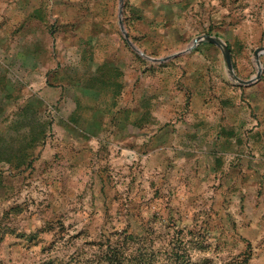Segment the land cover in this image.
Returning <instances> with one entry per match:
<instances>
[{"label": "rangeland", "instance_id": "374dc122", "mask_svg": "<svg viewBox=\"0 0 264 264\" xmlns=\"http://www.w3.org/2000/svg\"><path fill=\"white\" fill-rule=\"evenodd\" d=\"M47 1L0 43V264H264V53L242 96L259 129L192 100L219 76L246 87L204 35L258 73L264 0ZM169 78L189 84L160 121Z\"/></svg>", "mask_w": 264, "mask_h": 264}, {"label": "crops", "instance_id": "0c3cea01", "mask_svg": "<svg viewBox=\"0 0 264 264\" xmlns=\"http://www.w3.org/2000/svg\"><path fill=\"white\" fill-rule=\"evenodd\" d=\"M47 0H0V43L4 44L7 39V34L10 32L11 27L14 26L13 21L11 19L14 18L16 13L20 14V17H23L25 12H32L36 8H40L43 6V9L46 11L47 6ZM41 9V8H40ZM38 21V20H37ZM34 24H36L34 22ZM166 61V60H165ZM162 67H160L162 70H169L168 67L165 66V64H161ZM129 65L125 63V74H124V82L126 85L127 92H132L134 86V83L136 82V90L140 91V87L138 86L142 85V81H137V75L132 73V68L129 69ZM159 68V69H160ZM167 68V69H166ZM202 69H199V78L201 77ZM206 69L204 70L205 73ZM177 83H175L171 78L168 80L161 81L157 87H152V95H153V101L156 102L158 110L157 114V120L162 121L163 118L165 119V115L167 118L171 116L172 113H170L172 110L175 109V106L177 105H183V100L185 97V87L188 86V82L181 85L179 84L176 86ZM213 86L209 83H205L204 85H197L194 88V92L192 94V100L194 103H198L199 105V112L204 111L205 113V119L208 115H206V112H208V106L211 105H219L221 109L226 108L225 103L232 101L230 108L237 109L236 116L234 117L232 122H229L228 124H231V127H226L227 130H235V131H243V129L251 128L254 132V130L259 129L258 127H254L255 121L254 119H249L250 115L249 112H246L245 102L242 101L243 95H249L251 91H247L250 85H242L246 87H234L229 85L225 79L221 76L217 78L215 81L212 82ZM212 86V87H211ZM244 89V91H243ZM215 93L214 96H211L212 93ZM134 95V94H133ZM143 97L142 95L136 94L135 101L138 102ZM213 98V99H212ZM132 100V98H131ZM212 100H215V103H212ZM249 102V100L247 99ZM225 110V109H224ZM245 111V112H244ZM221 112V111H220ZM245 119H243L244 117ZM202 117V115H201ZM244 120L249 123L247 125L243 126ZM219 122H222L220 125V128L227 125L226 120H222V117ZM226 122V123H225ZM251 124V127H249ZM242 127V128H241ZM254 127V128H253ZM262 132H264V129H259ZM250 162L248 161V164Z\"/></svg>", "mask_w": 264, "mask_h": 264}, {"label": "water", "instance_id": "95a60500", "mask_svg": "<svg viewBox=\"0 0 264 264\" xmlns=\"http://www.w3.org/2000/svg\"><path fill=\"white\" fill-rule=\"evenodd\" d=\"M123 12V4H121V7H120V15L122 14ZM119 24H120V27H121V30L123 32V34L125 35V38L127 40V42L137 51L139 52L140 54H142L143 56H145L146 58L148 59H151L152 61L154 62H161V61H165V60H168L169 57L167 58H163V59H152V58H149L147 57L142 51H140L138 48H136L130 41L129 37H128V34L124 28V25H123V20L122 18L119 19ZM202 41H207V42H210V43H213L217 46H219L223 52V55L225 57V61H226V64H227V67H228V70H229V73L231 74L232 78L237 81L238 84L240 85H250V84H253L255 83L257 80L260 79V76H261V68L262 66L258 67V65L260 64L261 65V61H260V56L261 54L264 53V48H260V49H257L256 52H255V56H256V64H257V67H258V73L253 76L252 78H250L249 80H244V79H241L239 78L235 72H234V68H233V62H232V53H231V50L229 49L228 45L226 42H224L222 39H220L219 37L217 36H212V35H204L203 37L197 39L195 41L196 44L202 42Z\"/></svg>", "mask_w": 264, "mask_h": 264}, {"label": "bare ground", "instance_id": "6f19581e", "mask_svg": "<svg viewBox=\"0 0 264 264\" xmlns=\"http://www.w3.org/2000/svg\"><path fill=\"white\" fill-rule=\"evenodd\" d=\"M259 66L261 67V65H260V64L258 65V67H259Z\"/></svg>", "mask_w": 264, "mask_h": 264}]
</instances>
